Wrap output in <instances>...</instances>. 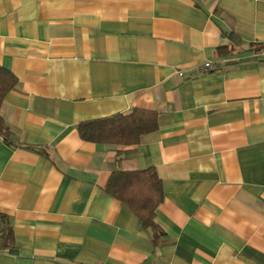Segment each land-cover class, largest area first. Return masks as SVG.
<instances>
[{"label":"crops","instance_id":"0c3cea01","mask_svg":"<svg viewBox=\"0 0 264 264\" xmlns=\"http://www.w3.org/2000/svg\"><path fill=\"white\" fill-rule=\"evenodd\" d=\"M228 33L242 51L216 58ZM250 44L264 46V0H0V66L17 80L0 108V264H264V47ZM133 109L157 115L136 145L77 133ZM148 168L156 246L105 191Z\"/></svg>","mask_w":264,"mask_h":264},{"label":"trees","instance_id":"16d2710c","mask_svg":"<svg viewBox=\"0 0 264 264\" xmlns=\"http://www.w3.org/2000/svg\"><path fill=\"white\" fill-rule=\"evenodd\" d=\"M228 41L215 49L216 58H225L242 51V41L234 33L226 35ZM263 44H250L246 52H257ZM240 51V52H239ZM245 52V51H244ZM16 78L0 66V108L5 96L15 87ZM157 129L155 112L133 109L127 114L81 122L77 133L83 141L95 144L136 145L145 134ZM12 133L0 115V140L12 145ZM105 191L126 204L144 229H149L153 244L158 245L164 233L155 223V211L163 198V188L153 168L135 172H115L108 180ZM13 246L8 218L0 216V251Z\"/></svg>","mask_w":264,"mask_h":264},{"label":"built area","instance_id":"2783aa9c","mask_svg":"<svg viewBox=\"0 0 264 264\" xmlns=\"http://www.w3.org/2000/svg\"><path fill=\"white\" fill-rule=\"evenodd\" d=\"M203 68L207 71H212L215 70V66L211 63V62H206L203 65ZM179 75H182L181 73H179Z\"/></svg>","mask_w":264,"mask_h":264},{"label":"bare ground","instance_id":"6f19581e","mask_svg":"<svg viewBox=\"0 0 264 264\" xmlns=\"http://www.w3.org/2000/svg\"><path fill=\"white\" fill-rule=\"evenodd\" d=\"M206 63V62H205ZM212 63V62H211ZM214 66H215V70H217V68H218V65L216 64V63H212ZM204 65V64H203ZM203 65H202V69L204 70V71H206V72H213V71H215V70H212V71H207V70H205L204 68H203ZM182 74V73H181Z\"/></svg>","mask_w":264,"mask_h":264}]
</instances>
